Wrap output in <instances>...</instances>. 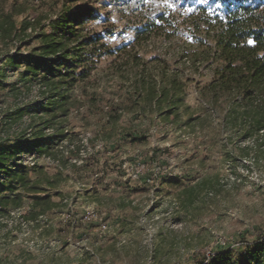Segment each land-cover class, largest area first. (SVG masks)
Segmentation results:
<instances>
[{"label":"rangeland","instance_id":"obj_1","mask_svg":"<svg viewBox=\"0 0 264 264\" xmlns=\"http://www.w3.org/2000/svg\"><path fill=\"white\" fill-rule=\"evenodd\" d=\"M167 4L0 0V142L62 135L23 154L26 182L0 192V264H201L264 239L260 98L249 111L210 103L213 10ZM84 6L98 16L86 32L113 34L65 68L50 125L36 128L46 114L22 111L50 94L20 78L22 58Z\"/></svg>","mask_w":264,"mask_h":264},{"label":"trees","instance_id":"obj_2","mask_svg":"<svg viewBox=\"0 0 264 264\" xmlns=\"http://www.w3.org/2000/svg\"><path fill=\"white\" fill-rule=\"evenodd\" d=\"M202 1L193 0L203 16L207 15L208 8L213 10V19H207L205 23L213 28L211 50L217 64L206 86L210 90L209 101L233 112L235 102L249 111L250 108L255 109V100L260 98L257 113L261 116H255L253 123L261 128L264 125V0H206L205 6L201 5ZM97 19L94 9L87 6L71 14L65 13L52 22L46 34L40 36V46L22 58L25 71L20 78L45 81L50 94L48 105L31 104L22 111L46 114L47 119L36 128L50 125L48 116L53 109L48 106L58 104L56 94H59V86L66 84L74 74H65V68L69 67L71 72L83 62L82 57L88 52L91 59L98 47H105L103 39L113 34V31L96 33L84 30L88 22ZM51 79L59 82L50 83ZM61 138L62 135L56 133L45 139L40 130L32 136L27 134L0 142V192L7 190V185L13 184L17 177L20 185L26 182L24 167L20 165L23 154L33 150L41 152L45 142ZM200 263L264 264V239L250 246L245 253L234 254L227 249L206 257Z\"/></svg>","mask_w":264,"mask_h":264},{"label":"snow or ice","instance_id":"obj_3","mask_svg":"<svg viewBox=\"0 0 264 264\" xmlns=\"http://www.w3.org/2000/svg\"><path fill=\"white\" fill-rule=\"evenodd\" d=\"M165 4H166V6H171V5H168V4H167V0H165Z\"/></svg>","mask_w":264,"mask_h":264}]
</instances>
